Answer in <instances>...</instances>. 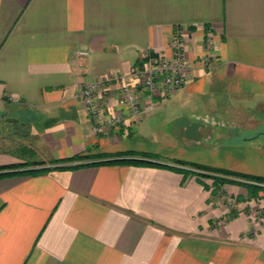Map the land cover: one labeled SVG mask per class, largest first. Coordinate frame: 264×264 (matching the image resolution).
I'll use <instances>...</instances> for the list:
<instances>
[{
	"label": "crops",
	"instance_id": "0c3cea01",
	"mask_svg": "<svg viewBox=\"0 0 264 264\" xmlns=\"http://www.w3.org/2000/svg\"><path fill=\"white\" fill-rule=\"evenodd\" d=\"M176 33L187 39V83L166 99L146 96L152 106L134 117L111 80L103 117L111 104L125 122L95 132L82 84L128 75L146 48L170 56ZM256 107L264 0H0V134L15 129L43 167L130 151L168 165L0 176V264H264V191L247 199L244 185L226 184L225 201L193 165L264 176V117L242 123ZM7 149L0 165L34 160Z\"/></svg>",
	"mask_w": 264,
	"mask_h": 264
},
{
	"label": "built area",
	"instance_id": "2783aa9c",
	"mask_svg": "<svg viewBox=\"0 0 264 264\" xmlns=\"http://www.w3.org/2000/svg\"><path fill=\"white\" fill-rule=\"evenodd\" d=\"M187 39L182 33H176L171 42V55L146 48L143 50V62L136 64L128 75L102 77L86 81L81 86V96L94 121L95 132L109 133L112 126L125 122L123 112L107 104L108 117H103L104 108L101 104V90L113 79L120 80V96L117 104L128 107L130 115L141 117L152 105H143L146 96L160 94L166 99L176 94L188 81L189 63L186 54ZM9 102H18L14 95H7Z\"/></svg>",
	"mask_w": 264,
	"mask_h": 264
},
{
	"label": "trees",
	"instance_id": "16d2710c",
	"mask_svg": "<svg viewBox=\"0 0 264 264\" xmlns=\"http://www.w3.org/2000/svg\"><path fill=\"white\" fill-rule=\"evenodd\" d=\"M143 62V58L137 63L141 64ZM30 151V150H29ZM31 152V151H30ZM114 159H112V158ZM151 157H156L155 155L147 154V153H137V152H118V153H108L101 152L95 154H81L76 155L63 160H52L51 163H59V162H69L70 164L57 165V166H49L43 167L42 165L46 164L45 160H29L26 164L33 166L32 168L20 169L21 164H6L0 165V176L6 175H38L41 173L49 172L54 169H66V168H75L79 166L89 165V164H97L103 162L109 163H128L133 165H147V166H168L166 164L157 162L153 160ZM92 158H107L104 161H92L89 162V159ZM111 158V159H109ZM76 161H81L79 163H73ZM180 164H188L185 161H177ZM194 167L198 169L205 170L209 172L210 177L213 178V186L215 193L220 191L221 186L226 182L240 183L244 185L248 190L247 199L259 198L260 192L264 191V176L259 175H249L241 172H236L224 168H217L211 166H205L201 164H193ZM211 173V174H210Z\"/></svg>",
	"mask_w": 264,
	"mask_h": 264
},
{
	"label": "rangeland",
	"instance_id": "374dc122",
	"mask_svg": "<svg viewBox=\"0 0 264 264\" xmlns=\"http://www.w3.org/2000/svg\"><path fill=\"white\" fill-rule=\"evenodd\" d=\"M222 110H224V111H226V112H228L227 111V109L226 108H222ZM236 114V113H235ZM232 115H234V114H231L230 116H232ZM237 115V114H236ZM258 115V116H257ZM243 117H245L243 120H242V123H251V124H255V123H259L258 121H261V120H259V118L260 117H264V108L263 107H256V108H250V109H248V111L246 112V113H243ZM257 117V118H256ZM258 120V121H257ZM262 122V121H261ZM12 123H8V125L10 126ZM14 125V124H13ZM13 125H11V126H13ZM225 125V124H224ZM219 127H222V128H225V126H222V125H219ZM232 128V127H231ZM261 129L264 131V125L263 126H261ZM19 131H21V133H24L25 132V130L24 129H22V130H19ZM246 131H248V130H246ZM249 132V131H248ZM4 133H7L6 135H2V134H0V150L1 151H3V150H5L6 151V149L8 148V149H16L17 151L18 150H20V152H21V155L23 156V157H25L26 159H34V160H41V159H36L35 158V156H34V154L32 153V152H30L29 150H27L25 147H23L22 149H19V146L21 145V144H19V142H20V139H19V137H18V135H16V133H15V129L13 130V128H11V129H9V130H7L6 132H4ZM3 138H5V139H3ZM22 140H23V138H22ZM18 142V143H17ZM7 149V150H8ZM12 149V150H13ZM30 153H32L33 155H31ZM27 162H21V163H16V164H21L20 166V168L21 169H25L26 168V166H29V168H32L33 166H30L29 164H26ZM47 163H49V162H47ZM46 163V164H47ZM46 164H44V165H46ZM43 166V165H42ZM230 183H233V182H226V183H224L222 186H221V188H220V191L218 192V193H215V194H220L222 197H223V199L225 200V201H227L228 199H227V196H226V194L224 193L225 192V189H224V186L226 185V184H230ZM238 184H240V183H238ZM225 194V195H224ZM224 195V196H223ZM261 208L262 207H259V206H257V208H256V210H255V215H258V214H260L259 213V210L261 211ZM258 212V213H257Z\"/></svg>",
	"mask_w": 264,
	"mask_h": 264
},
{
	"label": "water",
	"instance_id": "95a60500",
	"mask_svg": "<svg viewBox=\"0 0 264 264\" xmlns=\"http://www.w3.org/2000/svg\"><path fill=\"white\" fill-rule=\"evenodd\" d=\"M7 121H9V122H18L19 120L17 118H7Z\"/></svg>",
	"mask_w": 264,
	"mask_h": 264
}]
</instances>
